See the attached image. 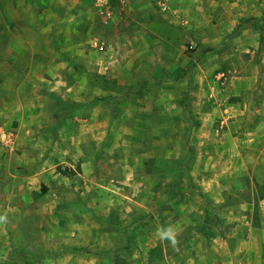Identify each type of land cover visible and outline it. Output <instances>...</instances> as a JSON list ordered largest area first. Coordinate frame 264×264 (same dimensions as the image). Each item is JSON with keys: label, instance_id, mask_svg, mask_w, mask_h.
<instances>
[{"label": "rangeland", "instance_id": "rangeland-1", "mask_svg": "<svg viewBox=\"0 0 264 264\" xmlns=\"http://www.w3.org/2000/svg\"><path fill=\"white\" fill-rule=\"evenodd\" d=\"M201 1L224 16L191 9L175 62L161 42L124 54L139 23L120 0L107 26L93 0H0V123L14 133L0 177L47 169L51 182L27 192L17 264H184L198 223L224 239L235 232L212 224L245 223L229 207L264 186V0Z\"/></svg>", "mask_w": 264, "mask_h": 264}, {"label": "crops", "instance_id": "crops-1", "mask_svg": "<svg viewBox=\"0 0 264 264\" xmlns=\"http://www.w3.org/2000/svg\"><path fill=\"white\" fill-rule=\"evenodd\" d=\"M120 1H122L121 9H124L125 11V18L136 19L135 21L139 23L136 26V29L132 31L133 37H131V39L128 37V40H130V47H126V51H123L124 54L130 53L135 57L141 56V52H143V55L144 53H147L146 48L148 46L161 42L165 46L172 48L171 56L174 57L171 59L177 62V56L184 55V50L181 51V49H184V46H182L184 42V35H186L184 31H186L189 21L192 20L190 16L191 9L194 10V13H198L200 16H204L207 12L211 15L213 11L218 12V14H220V18L224 16L217 8V5H222V1L207 3L201 0L198 2L191 0H182V2L169 0V9L166 10V12L157 10L159 12H157L159 15H157L158 17L152 14V10L154 12L155 10L153 9L154 5L150 0H138L134 3H126L125 0ZM235 4L237 3H228L227 6L233 8L235 7ZM192 7H197L198 9L196 10ZM114 16L115 15H113V19ZM159 17H162V19ZM193 17L196 18L195 16ZM215 17H217V14ZM122 22H124V20H122ZM120 26H125V22ZM127 30L128 28H126L125 31ZM138 38H140V41L143 43L141 49L140 46H136L133 43V40H138ZM96 43L97 41L95 44ZM147 55H149V53H147ZM154 57L155 55L153 58ZM183 58L184 57L182 56V59ZM172 67L178 69L176 64ZM135 70H137V68ZM135 70L129 68L130 72ZM133 95L128 94L125 96L137 99L136 94ZM138 98L140 99L142 97ZM234 106L235 107L233 108L235 109L236 104H234ZM256 113H258L256 116H260V119L254 125V131H257L256 127L261 126L262 120H264V104L261 109L257 110ZM1 125L5 128L7 136L3 142H0V147H9L12 149L14 133L4 124ZM261 148L264 151V145H262ZM7 167L10 166L7 165ZM46 171L47 169L27 176L10 177L8 175L4 176V178L0 177V181L5 182L7 186L11 185L12 182L15 181L18 185L13 187L17 190L7 189L10 193V197L9 194L3 195L0 193L2 201L4 197L6 199L12 198L13 194L16 198V205L14 207H10L8 205L3 206L2 204L0 205V217L4 218L0 221V264L5 263V261L11 262L12 264L22 262L23 254L18 252V248L26 247V204L28 202L26 201V195L28 194L27 192H35L39 189L38 186L35 185L37 183H40V189L45 187L44 185H51V182L48 184V180L45 181L46 175L44 173H46ZM43 180L45 182H43ZM253 182L255 184V189L252 187L253 190L247 192L246 195L237 192L230 200V204L232 205L229 208L232 210L229 211V213L238 216H246L247 220H245V223L230 222L226 225L222 224L221 226L215 223L212 224L211 227L217 228L218 230H221L222 228L225 231H234L235 233H232L230 236L231 239H224L220 234L216 233L214 236L207 237L205 232L208 225L201 222L198 223L196 226L198 227V233L196 235L192 234L190 240L185 244L187 245V251L185 250V259L183 260L184 264H264V190H261V192L258 191L259 187L264 189V186H262V184L258 186V183H260L258 181ZM30 183L33 185L29 186ZM44 196L45 194L43 197ZM34 198L36 200L40 199V195L37 194ZM31 199L32 198L27 200L31 203L33 200ZM218 208L223 209L224 212L226 205L224 204L222 206H218ZM14 214H18L20 218L13 219ZM256 233L262 234L263 240H256ZM120 241L121 243H125L124 239H120Z\"/></svg>", "mask_w": 264, "mask_h": 264}, {"label": "built area", "instance_id": "built-area-1", "mask_svg": "<svg viewBox=\"0 0 264 264\" xmlns=\"http://www.w3.org/2000/svg\"><path fill=\"white\" fill-rule=\"evenodd\" d=\"M157 10L161 12H166L169 9V0H150ZM93 8L99 17L100 23L103 26L109 25L113 20L114 10L112 6V0H93ZM99 51H104V44L96 43ZM7 132L5 128L0 124V142H3L6 139Z\"/></svg>", "mask_w": 264, "mask_h": 264}, {"label": "trees", "instance_id": "trees-1", "mask_svg": "<svg viewBox=\"0 0 264 264\" xmlns=\"http://www.w3.org/2000/svg\"><path fill=\"white\" fill-rule=\"evenodd\" d=\"M256 18H251L247 20H242L239 24L234 28V30L230 33V37L238 36L244 29L250 26L251 20L254 21ZM253 26V25H251Z\"/></svg>", "mask_w": 264, "mask_h": 264}, {"label": "clouds", "instance_id": "clouds-1", "mask_svg": "<svg viewBox=\"0 0 264 264\" xmlns=\"http://www.w3.org/2000/svg\"><path fill=\"white\" fill-rule=\"evenodd\" d=\"M4 218L3 217H0V221H2Z\"/></svg>", "mask_w": 264, "mask_h": 264}]
</instances>
